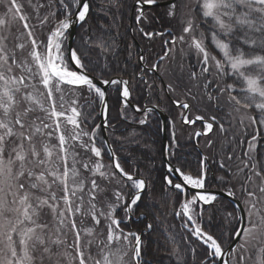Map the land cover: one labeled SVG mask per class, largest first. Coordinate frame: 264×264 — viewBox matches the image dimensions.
<instances>
[{"label":"snow or ice","instance_id":"6c2138e0","mask_svg":"<svg viewBox=\"0 0 264 264\" xmlns=\"http://www.w3.org/2000/svg\"><path fill=\"white\" fill-rule=\"evenodd\" d=\"M101 3L29 0L26 13L21 0H0V26L22 24L11 47L0 34V264H162L153 252L163 234L156 249L147 239L154 224L127 229L145 198L141 222L157 197L179 204L182 235L166 228L164 237L169 264H189L197 248L199 264H264V0H169L170 28L160 30L145 27L159 20L158 0ZM129 7L135 32L165 37L154 62L136 52L133 65V45L120 47ZM94 12L107 17L97 15L99 28ZM141 97L143 105L133 102ZM163 108L178 110L195 126L184 131L215 151L199 153L193 172L170 115L158 129L170 133L161 181L143 150L145 126ZM221 193L234 205L227 215ZM168 215L157 220L167 225Z\"/></svg>","mask_w":264,"mask_h":264},{"label":"trees","instance_id":"16d2710c","mask_svg":"<svg viewBox=\"0 0 264 264\" xmlns=\"http://www.w3.org/2000/svg\"><path fill=\"white\" fill-rule=\"evenodd\" d=\"M162 1H167V0H158V2H162ZM95 3V7L96 8H101L104 7L105 4L101 3V0H94ZM128 5L130 6L132 4V0H127ZM24 9L27 13V7L24 5ZM167 12V9H157L156 8V13L159 17L158 22L154 23L153 25H145L146 28L149 29H157L160 30L162 28H170V25L168 23L169 18L165 15V13ZM99 17V21H105L107 22V17L103 14V13H95L93 14V21L92 23L99 28V21L96 19V17ZM134 25H135V20L134 17L132 15V11L131 8H127L125 9V14H124V18L121 21V27L119 29L121 36H122V43L120 45L121 49L125 48L126 45H133L132 48V52H133V56H132V63L133 65L135 63H137L138 61V57L135 55L136 52H140V49H142L143 54L147 56H151L152 61L154 62V60L157 58V54H163L162 49H163V45L161 43V40L158 38H154L151 42L146 40L141 33H137L135 32L134 29ZM77 32L79 33V29H77ZM113 32H115V29H113ZM98 51V50H97ZM123 58L127 59L128 58V53L127 51H124L123 53ZM132 75L131 70H129V76H126L125 79L130 78ZM110 104H114L115 103V96L110 94ZM134 103H140L142 105V103L144 102L143 97L139 98L138 100H134ZM81 103H83V101L81 100ZM227 111V110H225ZM168 114L169 111L167 110ZM171 115V114H170ZM111 116L113 119L118 118V111L113 110L111 112ZM98 117L96 118L94 123H98ZM94 126V125H93ZM134 127L137 128V130H139L141 128L140 125H134ZM147 128V136H146V142H149L151 147L150 150L148 149H144L143 151H148V155L153 159V161L155 162V168L157 169V171L154 173V176L158 179L162 181L164 172H163V165H162V144H161V132H158V129L160 128V122L159 119L156 116H152V119L150 121V125L149 126H145ZM218 128V127H217ZM131 130V129H129ZM219 133H218V137L219 138ZM216 139V138H214ZM180 148L177 149V151L180 153V156L182 159H186L192 168L193 172H196L198 170V152L195 150L192 142H188V141H183L180 144ZM221 146H223V141H221L220 143H218L216 145V149H219ZM215 151V149H209V152L206 153L207 155L211 156L213 154V152ZM213 185H210L209 187H212ZM157 187L159 188V184L157 185ZM144 204H149V201L147 198H145L144 200ZM144 204H141L140 207L136 210L135 215L133 216V222L129 223L127 225V229L128 230H141L143 231L146 226L149 223L154 224L155 227V231L147 237V239L149 241H151V246L153 249L157 248V235L158 234H163V236H161L160 238V242H159V248L160 251L159 253L153 252V257L156 260H160L162 262V264H169V255L168 252H166L165 249V243H164V237L168 236V232L166 231V228H170L172 229L174 232H176L177 235V240L180 239V236L182 235L181 233V221L180 219L176 218L174 213L175 211L179 208V204L178 202H167L166 207L164 205L161 204L159 197L156 198L155 200V209L153 210V212L148 216L147 219L141 221H138L136 219V217H138L140 215V213L144 210ZM149 206H151L149 204ZM217 207L222 209V212L224 215H227L228 212H231L233 210V206L230 205L228 202H226L225 200L220 201V203L217 204ZM161 213H172V215H168L167 216V225H165L164 223L160 222L157 220V216L160 215ZM224 240V247L226 248L231 241H229V237L227 235H225L223 237ZM168 249L169 251L171 250V248L173 247V245L171 243L168 244ZM197 253L199 255H202V253L200 252L199 248H197ZM199 255H194L192 253L191 250L188 251L187 253V259L189 261V264H199ZM171 264H177V261L174 257L171 258Z\"/></svg>","mask_w":264,"mask_h":264},{"label":"rangeland","instance_id":"374dc122","mask_svg":"<svg viewBox=\"0 0 264 264\" xmlns=\"http://www.w3.org/2000/svg\"><path fill=\"white\" fill-rule=\"evenodd\" d=\"M21 2L23 3V5L27 7V13H31L33 11V9L29 6V0H21ZM33 2H35V0H33ZM185 2H187V0H185ZM0 18H5V9L3 5H0ZM21 30H22V24H20L19 21H14L8 25L0 26V34L9 36L8 39L9 47H11L16 42L14 40V37ZM104 162L105 164H107L106 161ZM105 183H107V181H105ZM110 187L112 189H115L117 185L113 183L112 185H110ZM109 195H111V192L109 193ZM121 215H123V213ZM42 221L47 222L50 226L53 224L52 214L50 210L47 208L43 210ZM38 257H39V253H37V258ZM37 264H38V260H37Z\"/></svg>","mask_w":264,"mask_h":264},{"label":"water","instance_id":"95a60500","mask_svg":"<svg viewBox=\"0 0 264 264\" xmlns=\"http://www.w3.org/2000/svg\"><path fill=\"white\" fill-rule=\"evenodd\" d=\"M169 3V1H167V2H164V3H158V7H163V6H166L167 4ZM158 116H159V118H160V120H161V123L163 122V123H166V121H167V115L163 112V111H161V112H159V113H156ZM163 133V146L165 145V144H167L168 142H167V137H166V133H164V132H162ZM209 192H217V191H209ZM221 197L222 198H225L228 202H229V200L231 199L230 197H225V196H223V193H221ZM234 206V205H233ZM235 242L233 241L231 244H230V246L228 247V248H231L232 247V245L234 244Z\"/></svg>","mask_w":264,"mask_h":264},{"label":"bare ground","instance_id":"6f19581e","mask_svg":"<svg viewBox=\"0 0 264 264\" xmlns=\"http://www.w3.org/2000/svg\"><path fill=\"white\" fill-rule=\"evenodd\" d=\"M164 2H167V1H164ZM163 2V3H164ZM157 9H167V7L166 6H163V7H156ZM166 137H167V135H166ZM161 144H162V150H163V133L161 132ZM193 146H194V148H195V150L197 151V149H198V147L196 146V145H194L193 144ZM162 159H163V156H162ZM207 191H218V189H213L212 187H208V189H207ZM221 199L222 200H225L226 202H228L225 198H222L221 197ZM207 207V206H206ZM122 214V213H121ZM233 241H231V243H232ZM230 243V244H231ZM230 244L226 247V248H228L229 246H230Z\"/></svg>","mask_w":264,"mask_h":264},{"label":"flooded vegetation","instance_id":"af4514ba","mask_svg":"<svg viewBox=\"0 0 264 264\" xmlns=\"http://www.w3.org/2000/svg\"><path fill=\"white\" fill-rule=\"evenodd\" d=\"M155 38H158V39H160L161 40V43H162V45H163V47H164V39H165V37H159V36H157V37H155ZM152 41V40H151ZM150 41V42H151ZM145 103V101L142 103V105ZM162 106H163V102H162ZM173 109H175V108H173ZM176 112H177V115H179V111L178 110H174V111H172L171 112V115H176ZM169 115V114H168ZM169 117H170V115H169ZM177 118V117H176ZM179 121H181V119L179 118ZM175 129H176V127H175ZM176 135H177V130H176Z\"/></svg>","mask_w":264,"mask_h":264}]
</instances>
